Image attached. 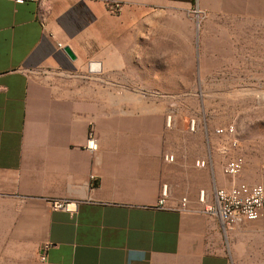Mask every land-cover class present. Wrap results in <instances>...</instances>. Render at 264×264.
I'll return each mask as SVG.
<instances>
[{"label": "crops", "instance_id": "obj_1", "mask_svg": "<svg viewBox=\"0 0 264 264\" xmlns=\"http://www.w3.org/2000/svg\"><path fill=\"white\" fill-rule=\"evenodd\" d=\"M198 1L0 0V264H230L224 233L250 223L225 231L199 195L264 186L223 173L244 157L239 135L228 149L215 128L190 132L178 104L141 97L172 92L159 78L183 89L178 78L200 60L189 17ZM62 199L81 202L78 212L52 209Z\"/></svg>", "mask_w": 264, "mask_h": 264}, {"label": "rangeland", "instance_id": "obj_2", "mask_svg": "<svg viewBox=\"0 0 264 264\" xmlns=\"http://www.w3.org/2000/svg\"><path fill=\"white\" fill-rule=\"evenodd\" d=\"M189 17L200 60L178 78L183 89L170 87L177 78H159L172 92L141 97L178 104L175 111L196 119L203 133L235 124L246 159L239 180L264 184V0H199ZM224 234L221 252L230 264H264V219Z\"/></svg>", "mask_w": 264, "mask_h": 264}, {"label": "built area", "instance_id": "obj_3", "mask_svg": "<svg viewBox=\"0 0 264 264\" xmlns=\"http://www.w3.org/2000/svg\"><path fill=\"white\" fill-rule=\"evenodd\" d=\"M16 5H23L26 3H40L41 0H8ZM107 10L110 14H120L123 6L115 1H108L106 3ZM60 49L63 48L62 44H58ZM92 66V67H91ZM93 69V64L90 65ZM174 124L173 115H168L166 119V126L172 128ZM198 122L196 119L189 121L190 132H197ZM214 134L221 138H226L228 141V149L237 150L240 146V141L237 134V127L235 124H228L223 127H217ZM86 149L91 152L98 150V142L94 130H91L88 135ZM228 149H224L223 153L228 154ZM228 158V156H227ZM167 161L172 162L173 156L165 158ZM198 167L205 168L209 166L207 161H198ZM245 159L242 156L229 157L223 167V173L227 177H238L245 169ZM169 197V188L164 185L161 190V196L158 201L157 208L165 209L166 202ZM200 202L205 207V212L209 215L216 216L220 219L223 229L225 231L234 230L240 225L247 223H254L264 218V186L261 184H248L239 183L231 188H216L213 200L209 201L207 193L201 191L199 195ZM187 198L181 201V209H187ZM51 207L54 210L64 211L69 214H75L79 210L81 202L74 200H52L50 201Z\"/></svg>", "mask_w": 264, "mask_h": 264}, {"label": "water", "instance_id": "obj_4", "mask_svg": "<svg viewBox=\"0 0 264 264\" xmlns=\"http://www.w3.org/2000/svg\"><path fill=\"white\" fill-rule=\"evenodd\" d=\"M64 51L70 57L71 60H76L75 54L71 51L69 47H66Z\"/></svg>", "mask_w": 264, "mask_h": 264}]
</instances>
